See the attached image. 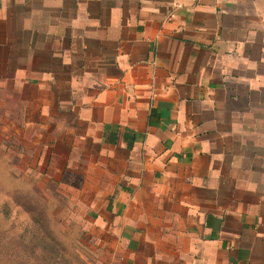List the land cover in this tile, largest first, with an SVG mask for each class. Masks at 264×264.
Masks as SVG:
<instances>
[{"label": "crops", "instance_id": "obj_1", "mask_svg": "<svg viewBox=\"0 0 264 264\" xmlns=\"http://www.w3.org/2000/svg\"><path fill=\"white\" fill-rule=\"evenodd\" d=\"M0 150L125 264H264V0H0Z\"/></svg>", "mask_w": 264, "mask_h": 264}, {"label": "rangeland", "instance_id": "obj_2", "mask_svg": "<svg viewBox=\"0 0 264 264\" xmlns=\"http://www.w3.org/2000/svg\"><path fill=\"white\" fill-rule=\"evenodd\" d=\"M12 160L0 150V264H125L68 187L43 183Z\"/></svg>", "mask_w": 264, "mask_h": 264}, {"label": "built area", "instance_id": "obj_3", "mask_svg": "<svg viewBox=\"0 0 264 264\" xmlns=\"http://www.w3.org/2000/svg\"><path fill=\"white\" fill-rule=\"evenodd\" d=\"M195 2H198L199 0H194Z\"/></svg>", "mask_w": 264, "mask_h": 264}]
</instances>
